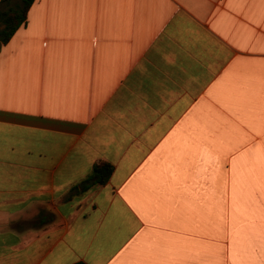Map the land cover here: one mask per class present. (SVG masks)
<instances>
[{
  "label": "crops",
  "instance_id": "1",
  "mask_svg": "<svg viewBox=\"0 0 264 264\" xmlns=\"http://www.w3.org/2000/svg\"><path fill=\"white\" fill-rule=\"evenodd\" d=\"M10 44L0 264H264V0H35Z\"/></svg>",
  "mask_w": 264,
  "mask_h": 264
},
{
  "label": "trees",
  "instance_id": "2",
  "mask_svg": "<svg viewBox=\"0 0 264 264\" xmlns=\"http://www.w3.org/2000/svg\"><path fill=\"white\" fill-rule=\"evenodd\" d=\"M34 2L35 0L0 1V46L1 44H8L17 31L27 23L28 13ZM113 170L114 166L111 163L100 162L96 164L91 175L72 188L70 197L86 191L95 184L104 185L109 180Z\"/></svg>",
  "mask_w": 264,
  "mask_h": 264
},
{
  "label": "rangeland",
  "instance_id": "3",
  "mask_svg": "<svg viewBox=\"0 0 264 264\" xmlns=\"http://www.w3.org/2000/svg\"><path fill=\"white\" fill-rule=\"evenodd\" d=\"M6 45L1 44L0 46V106L14 108L17 106L15 103L3 102L1 100V97L2 95L6 93L7 81L9 78L8 77V65L15 64L18 62L22 63V60L19 57L14 56L13 54L9 52L14 44H10V46L8 47ZM2 65L6 66V70L1 69Z\"/></svg>",
  "mask_w": 264,
  "mask_h": 264
}]
</instances>
